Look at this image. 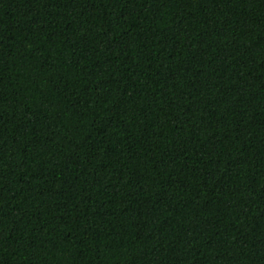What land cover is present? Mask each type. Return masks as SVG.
<instances>
[{
  "label": "trees",
  "instance_id": "16d2710c",
  "mask_svg": "<svg viewBox=\"0 0 264 264\" xmlns=\"http://www.w3.org/2000/svg\"><path fill=\"white\" fill-rule=\"evenodd\" d=\"M0 264H264V0H0Z\"/></svg>",
  "mask_w": 264,
  "mask_h": 264
}]
</instances>
